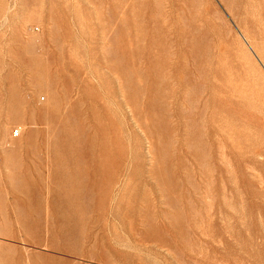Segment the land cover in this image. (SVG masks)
I'll return each instance as SVG.
<instances>
[{"label": "rangeland", "instance_id": "1", "mask_svg": "<svg viewBox=\"0 0 264 264\" xmlns=\"http://www.w3.org/2000/svg\"><path fill=\"white\" fill-rule=\"evenodd\" d=\"M0 264H264V0H0Z\"/></svg>", "mask_w": 264, "mask_h": 264}, {"label": "built area", "instance_id": "2", "mask_svg": "<svg viewBox=\"0 0 264 264\" xmlns=\"http://www.w3.org/2000/svg\"><path fill=\"white\" fill-rule=\"evenodd\" d=\"M16 134H18V131H17V133Z\"/></svg>", "mask_w": 264, "mask_h": 264}]
</instances>
